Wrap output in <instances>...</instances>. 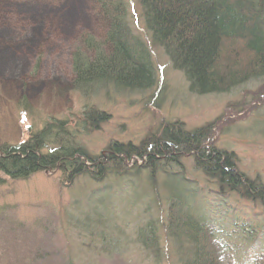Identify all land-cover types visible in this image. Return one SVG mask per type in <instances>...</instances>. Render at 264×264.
I'll return each mask as SVG.
<instances>
[{"label":"trees","instance_id":"1","mask_svg":"<svg viewBox=\"0 0 264 264\" xmlns=\"http://www.w3.org/2000/svg\"><path fill=\"white\" fill-rule=\"evenodd\" d=\"M137 1L139 21L126 0H95L101 11L102 31L81 37L72 55L74 86L83 94L93 96L94 91L105 89L142 97L149 93L153 99L161 87L153 52L157 48L174 69L184 73L190 92L196 95L222 92L245 82L247 77L264 78V0ZM106 114L85 112V121H80L74 133L66 119H53L31 132L27 140L0 146V172L11 179H25L54 168L68 175L69 184L78 174H89L93 180L111 173L116 177L134 174L131 185L135 187L136 201L132 209L122 200L121 204L115 203V198L122 199V191L113 193L109 189L103 192L104 199L85 200L87 211L82 220L71 221H81L85 234L80 233L85 256L78 264H91L92 256L102 259L106 253L113 259L114 255L118 257V264H124L122 260L166 264L164 240L171 242L179 264H239L236 254L242 249L252 253L251 264H264V237L256 225L248 226V233L254 236L240 251L235 243L225 242L231 239L225 235L232 225L228 204H224L228 191L258 198L264 204V183L247 179L237 171L233 154L207 146L211 138L208 129L188 131L183 123L171 120L140 146L118 143L109 147L108 158L101 154L90 156L78 140L79 128L96 130L106 121ZM187 154L195 157L196 169L219 190L210 189L205 194L202 186L187 180L180 161ZM133 158L144 163L140 166L133 162L134 169L127 170ZM158 174L166 175L167 181L161 184ZM143 183L149 201H143L144 193L139 191ZM116 212L118 217L114 219ZM55 220L47 216L48 227L31 246L35 250L39 243L49 246L53 242L50 259L37 248L34 259H29L31 264L40 260V264H76L72 250L66 260L58 254V239L67 233L63 232L65 227L58 228ZM93 227L98 229L97 234ZM86 239H90L88 243Z\"/></svg>","mask_w":264,"mask_h":264},{"label":"rangeland","instance_id":"2","mask_svg":"<svg viewBox=\"0 0 264 264\" xmlns=\"http://www.w3.org/2000/svg\"><path fill=\"white\" fill-rule=\"evenodd\" d=\"M126 1L139 21L140 4L137 0ZM100 14L95 0H0V146L27 140L31 132L42 129L44 122L53 119H66L74 133L80 121H85V112L93 110L107 113V119L96 130L80 127L78 140L90 156L101 154L108 158L109 147L114 144L140 146L165 122L175 120L188 131L208 129L211 138L207 146L233 154L237 171L247 179L264 183V78L247 77L245 82L222 92L196 95L190 92L184 73L174 69L169 58L157 48L153 52L161 87L153 99L149 93L143 94L144 99L138 93L119 94L105 89L87 96L74 86L72 55L81 37L102 31ZM132 160L127 163V170L134 167L133 162L140 166L144 163L141 159ZM180 161L187 180L202 186L205 194L210 189L219 190L196 169L193 155L187 154ZM59 169H46L25 179H11L0 172V264H29L37 248L50 259L48 253L54 249L53 242L49 246L39 243L35 250L31 248L48 227L47 216H53L58 228L65 227L63 232L67 233L56 244L59 256L66 260L72 250L78 264L85 256L80 233L85 234L81 221H71L82 220L87 211L85 200L104 199L103 192L110 189L113 193L122 191L119 196L122 199L115 198V203L121 204L122 200L131 209L135 205V187L131 185L135 178L131 172L118 177L111 173L101 180L78 174L69 184L68 175ZM158 175L161 184L167 181L166 175ZM143 184L142 190H137L144 193L143 201H149ZM225 197L232 225L225 235L231 239L225 242L235 243L240 251L249 237L254 236L248 233V226L256 225L261 232L258 234L264 237V204L258 198L242 197L232 191L225 192ZM78 199L83 200L80 205L75 204ZM92 231L99 232L95 227ZM169 243L164 240L166 264H179ZM251 254L250 250L242 249L236 260L239 259V264H251ZM109 257V253L102 259L92 256L90 262L118 264V257Z\"/></svg>","mask_w":264,"mask_h":264},{"label":"bare ground","instance_id":"3","mask_svg":"<svg viewBox=\"0 0 264 264\" xmlns=\"http://www.w3.org/2000/svg\"><path fill=\"white\" fill-rule=\"evenodd\" d=\"M72 29L70 28L69 32L71 31Z\"/></svg>","mask_w":264,"mask_h":264}]
</instances>
